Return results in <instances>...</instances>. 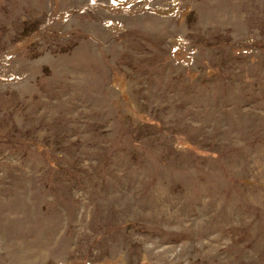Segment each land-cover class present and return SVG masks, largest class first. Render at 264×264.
Segmentation results:
<instances>
[{"label":"rangeland","instance_id":"1","mask_svg":"<svg viewBox=\"0 0 264 264\" xmlns=\"http://www.w3.org/2000/svg\"><path fill=\"white\" fill-rule=\"evenodd\" d=\"M0 264H264V0H0Z\"/></svg>","mask_w":264,"mask_h":264}]
</instances>
